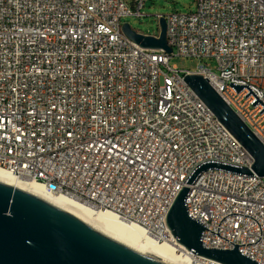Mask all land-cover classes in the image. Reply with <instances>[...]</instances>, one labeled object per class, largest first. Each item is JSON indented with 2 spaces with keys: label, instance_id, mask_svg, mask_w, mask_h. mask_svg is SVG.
Listing matches in <instances>:
<instances>
[{
  "label": "built area",
  "instance_id": "1",
  "mask_svg": "<svg viewBox=\"0 0 264 264\" xmlns=\"http://www.w3.org/2000/svg\"><path fill=\"white\" fill-rule=\"evenodd\" d=\"M149 1L0 0V169L164 244L176 242L167 215L198 165L254 164L187 75L207 79L264 145L263 105L231 86L264 102V0H196L194 12L156 15L171 55L123 32ZM172 56L213 60L216 71L179 70ZM186 204L208 229L204 247L244 245L264 264V178L211 169Z\"/></svg>",
  "mask_w": 264,
  "mask_h": 264
},
{
  "label": "water",
  "instance_id": "2",
  "mask_svg": "<svg viewBox=\"0 0 264 264\" xmlns=\"http://www.w3.org/2000/svg\"><path fill=\"white\" fill-rule=\"evenodd\" d=\"M159 28L160 35L157 38L134 31L128 23L123 25V32L142 48L163 50L171 55L173 49L168 45L165 19L160 21ZM184 80L219 122L249 152L254 159V164L252 169L220 161H207L198 165L184 183V189L179 192L169 210L168 227L176 243L190 253L222 264H260L239 252V246L244 245L231 242L235 245L233 250L204 247L202 239L204 230L207 228L190 215L186 197L197 178L211 169L264 178V145L234 110L224 102L207 79L203 76L187 75ZM231 86L237 93L246 87L250 91L246 97L253 94L256 98L252 104L256 107L261 103L264 107V102L249 85L231 83ZM263 112L264 109L260 111L261 114ZM217 235H219V228ZM0 264L164 263L103 235L73 215L35 195L0 183Z\"/></svg>",
  "mask_w": 264,
  "mask_h": 264
},
{
  "label": "bare ground",
  "instance_id": "3",
  "mask_svg": "<svg viewBox=\"0 0 264 264\" xmlns=\"http://www.w3.org/2000/svg\"><path fill=\"white\" fill-rule=\"evenodd\" d=\"M0 183L35 195L51 205L73 215L103 235L164 264H196L194 255L176 242L160 244L134 226L122 224L108 213H95L67 197L48 193L43 186L22 180L0 169Z\"/></svg>",
  "mask_w": 264,
  "mask_h": 264
},
{
  "label": "rangeland",
  "instance_id": "4",
  "mask_svg": "<svg viewBox=\"0 0 264 264\" xmlns=\"http://www.w3.org/2000/svg\"><path fill=\"white\" fill-rule=\"evenodd\" d=\"M196 10V0H151L142 10L145 15L141 18L126 17L122 23H128L132 29L142 35H156L159 33V21L156 15H170L176 12L188 14ZM200 65H205L216 71L213 60L196 58H186L172 56L170 66L177 67L179 70L196 71Z\"/></svg>",
  "mask_w": 264,
  "mask_h": 264
}]
</instances>
